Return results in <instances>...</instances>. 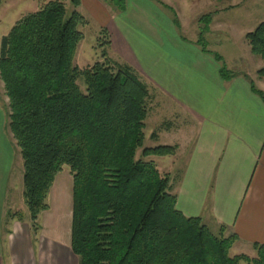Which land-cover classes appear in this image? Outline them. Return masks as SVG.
Segmentation results:
<instances>
[{
  "label": "trees",
  "instance_id": "trees-1",
  "mask_svg": "<svg viewBox=\"0 0 264 264\" xmlns=\"http://www.w3.org/2000/svg\"><path fill=\"white\" fill-rule=\"evenodd\" d=\"M3 0H0V5ZM114 1L119 10L124 0ZM80 0H49L22 16L0 42V80L8 99L7 129L23 163V201L35 234L46 199L63 166L72 176L71 251L78 264H264V244L255 256H230L237 241L225 227L212 233L200 218L176 209L171 176L148 157H171L176 146L142 148L149 92L135 71L102 55L82 70L74 65L85 19ZM211 16H201L196 44L207 50L203 34ZM252 55L262 61L264 21L245 35ZM81 79L85 91L77 84ZM251 91L264 93L250 81ZM141 150L139 159L137 152ZM23 221L21 213L9 215Z\"/></svg>",
  "mask_w": 264,
  "mask_h": 264
},
{
  "label": "crops",
  "instance_id": "crops-1",
  "mask_svg": "<svg viewBox=\"0 0 264 264\" xmlns=\"http://www.w3.org/2000/svg\"><path fill=\"white\" fill-rule=\"evenodd\" d=\"M124 2L119 10L107 0H80L77 9L86 23L89 17L101 28L111 26L123 58L147 86L148 113L156 103L175 122L162 124L168 141L161 145L176 146L167 158L182 163L172 186L176 209L200 218L212 233L224 226L225 236L237 237L231 251L253 255L252 245L264 244V102L251 91L247 74L223 80L221 64L201 50L196 36L182 38L180 17L177 24L163 2ZM253 85L263 92L264 85ZM6 125L7 110L0 104V264H78L71 240L42 242L30 236L25 218L4 221L23 175L22 169L14 181L17 148Z\"/></svg>",
  "mask_w": 264,
  "mask_h": 264
},
{
  "label": "rangeland",
  "instance_id": "rangeland-1",
  "mask_svg": "<svg viewBox=\"0 0 264 264\" xmlns=\"http://www.w3.org/2000/svg\"><path fill=\"white\" fill-rule=\"evenodd\" d=\"M48 1L3 0L0 5V42L22 16L38 10L39 7ZM159 1L164 3L166 8L163 9L172 14L174 18L180 17L179 20L183 28L180 34L184 39L193 40L195 36L198 39V35L196 34L199 32V28L204 29V25L199 24L198 21L201 16L210 15V23L202 38L207 44V48L222 58L228 71L234 74H239V71H241L248 75L256 87L263 88L264 81L260 82L256 74L263 66V63L251 54L245 41V35L253 31L259 23L264 21V0H190L188 3H184L183 0ZM107 2L116 7L114 1L110 2L107 0ZM65 9L66 16H70L74 10L78 12V9H74L69 2L65 3ZM87 18L88 23L79 28L83 34V39L77 47L74 65L82 70L95 62L102 61V55L105 54L106 58L117 65L130 66L123 58L119 46H117L113 39L111 26L101 28L95 20ZM175 20L178 24V19L175 18ZM177 26L179 27V25ZM210 29L211 32L209 33ZM136 71L139 72L138 69ZM141 78L143 80V76ZM77 84L80 90L84 92L85 86L81 79H78ZM0 104L1 106H5L6 110L8 109V99L5 96L1 80ZM158 107L159 105L156 103L155 106L151 105L152 109L155 108V112L148 113L145 120L142 148H153L167 142L166 136L163 137L162 128L170 122L173 125L175 124L174 120L169 119L170 116L166 115L164 111L159 110ZM148 111H150V106H148ZM163 123L165 125H162ZM153 135L155 136L154 138ZM10 139L13 141L11 134ZM12 143L15 144V142ZM16 153L17 158L15 159L12 171L14 181H16L18 174L23 169L18 149ZM140 153L141 150L137 152L136 157L138 159ZM169 159L167 157H148L144 161H153L158 171L162 174H168L171 171V183L174 184L178 178V172L182 163L179 157L175 159L174 163H171ZM72 185L70 169L67 166H63L62 170L56 175L48 193L46 199L48 210L39 214L37 220L38 230L33 234L30 229L29 213L22 197L23 183L22 181H16L14 191L12 190L13 202H11L10 197L13 212L11 209H8L4 221H11L9 215L12 213H21L23 216L22 222L27 220L28 231L31 237L39 238L42 242L44 239H52L57 241V243L67 242L68 244L71 240ZM213 233L216 235L218 231L213 229ZM41 251L46 252L43 245ZM239 253L240 251L230 250V256H235L234 254L237 255ZM247 256L253 257L255 256V252L253 255L248 254Z\"/></svg>",
  "mask_w": 264,
  "mask_h": 264
}]
</instances>
